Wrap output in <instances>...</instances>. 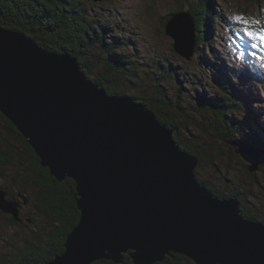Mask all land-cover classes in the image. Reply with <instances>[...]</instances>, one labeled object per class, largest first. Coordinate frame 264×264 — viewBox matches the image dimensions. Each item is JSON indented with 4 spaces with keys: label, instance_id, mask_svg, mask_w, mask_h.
I'll return each mask as SVG.
<instances>
[{
    "label": "water",
    "instance_id": "water-1",
    "mask_svg": "<svg viewBox=\"0 0 264 264\" xmlns=\"http://www.w3.org/2000/svg\"><path fill=\"white\" fill-rule=\"evenodd\" d=\"M196 26L187 12L166 25L187 60ZM0 112L53 177L76 183L79 223L66 251L47 264H123L126 255L156 264L172 254L195 264H264V224L244 219L236 200L215 198L196 180L198 160L181 151L173 130L145 105L109 95L77 58L0 27ZM230 144L257 175L258 152ZM18 206L0 191V207L16 220Z\"/></svg>",
    "mask_w": 264,
    "mask_h": 264
},
{
    "label": "trees",
    "instance_id": "trees-1",
    "mask_svg": "<svg viewBox=\"0 0 264 264\" xmlns=\"http://www.w3.org/2000/svg\"><path fill=\"white\" fill-rule=\"evenodd\" d=\"M175 1L177 8L164 16L162 25L166 28L171 15L179 11L190 14L197 25L196 55L191 61L177 54L174 47L171 48L174 60L162 56V60L145 58L142 56L145 50L136 39L120 36L126 32L127 21L89 0H0V27L24 33L50 52L77 58L81 71L109 95L128 96L145 105L173 130L181 151L197 158L196 180L215 198L236 200L244 219L264 224V178L249 175L246 167L238 163L233 153L235 147L230 144L238 143L257 151L264 168V110L261 97L256 95L259 86L255 81L259 72L242 45L239 48L247 62L239 67L230 63L224 53L214 50L216 42L211 40H220L215 36L214 26L223 22L222 14L215 10V0ZM209 62L216 66L218 80L226 75L230 78L224 84L213 80V96L198 92L203 88L202 77L191 72L193 65L199 74L202 69H210ZM183 80L197 94L192 98L203 112L199 120L205 118L207 122L184 123ZM201 125L208 130L203 132ZM192 126L202 133L189 128ZM30 184L32 192L25 187ZM0 191L7 200L21 204L23 213L24 205H28L26 209L31 206L20 220L0 207V218L8 215L10 222L18 226L24 225L25 220L29 227L36 226V221L38 224L16 255L4 257L0 264H47L66 251L68 237L81 214L75 196L76 183L71 178L59 181L53 177L27 139L1 112ZM92 264L114 263L100 260ZM123 264H133L128 255ZM156 264L195 263L183 255L172 254Z\"/></svg>",
    "mask_w": 264,
    "mask_h": 264
},
{
    "label": "rangeland",
    "instance_id": "rangeland-1",
    "mask_svg": "<svg viewBox=\"0 0 264 264\" xmlns=\"http://www.w3.org/2000/svg\"><path fill=\"white\" fill-rule=\"evenodd\" d=\"M96 4L103 5L105 8H107V11L116 13V15L121 18L123 22L127 21V25L124 23L126 30V32H124L125 35L120 34V36H123V38L132 37L134 40L136 39V43L139 46H142L143 50H145L142 53V56L145 58L149 57L156 60H162L160 56L169 59H172V56H175L172 55L171 52V48L174 44V38L166 34V28H164L162 25V19L164 16L169 15L172 10L175 11L177 8V3L175 0H114L112 2L105 1L103 3L98 2ZM215 10L222 14L223 22L220 25L219 23H216L214 26L216 33L215 36L218 38L220 37V40L218 41H215V38L211 40V43L212 41L216 42L214 45V50H217V52L219 50L220 52L224 53L229 62L238 67L243 66L247 62L246 58L241 54L239 45H242V47L248 51V54H250L252 57V64L255 65L259 72V81L257 84L260 87L258 90H256V95L261 97L262 100H260V105L262 106L261 109L264 110V43H261L260 40L251 39L245 34L244 31V29L247 28L249 31H254L257 33L264 32V0H262L261 3H253L251 0H215ZM238 17L240 19H237ZM107 23L108 22H106V24ZM227 23H229L231 27H229ZM231 30L236 34H233ZM142 48L139 49L142 51ZM195 55L196 53L193 54L192 58ZM209 67L210 69H202L203 71H201L199 74V69L193 65L191 67V72H194V74L200 75V77H202L201 80L203 83V88H199L198 92L201 95L205 93L209 96H213V80H216V82L219 84H224V80L230 78L226 75L225 77L223 76L218 80V77H215V73L217 72L216 66L213 65L212 62H209ZM228 75L231 76L230 74ZM185 81L186 80H183V85L186 88L184 91L186 94V102L181 104L185 117L184 123L187 124L191 121H195L200 125L204 122H207L205 118L199 120L203 112L198 108V106H196V99L192 98L197 97V94L194 90L191 92L189 85L185 83ZM172 91L176 92L177 88L173 87ZM189 128L200 133H202L201 130L203 132L208 130V128H204L203 125H201V130L197 126H192ZM224 157L227 159V156ZM238 163H242L243 165L248 164L245 161L240 160ZM236 167L238 168V166ZM212 172L216 173L214 169ZM256 174V178H264V168L261 167V171ZM208 178L212 177L209 176ZM19 187L21 188L20 185ZM25 187L29 192L34 191L31 184L26 185ZM19 205L20 206L17 207L19 217H24L23 214L27 213V210L30 211L31 206L27 210L24 207L23 213L20 211L22 206L21 204ZM262 207L264 208V203L262 204ZM37 226V221L36 226L33 225L32 227H29V224L26 220L24 225L22 224L18 226L13 225L10 222V216L6 215L1 217L0 260H2L4 257L15 256V253L18 252V249L22 248L29 240L31 230L37 228Z\"/></svg>",
    "mask_w": 264,
    "mask_h": 264
},
{
    "label": "snow or ice",
    "instance_id": "snow-or-ice-1",
    "mask_svg": "<svg viewBox=\"0 0 264 264\" xmlns=\"http://www.w3.org/2000/svg\"><path fill=\"white\" fill-rule=\"evenodd\" d=\"M237 19H240L239 17ZM245 34L250 37L253 40H260L261 43H264V32H254V31H249L247 28L244 29ZM255 46V45H253Z\"/></svg>",
    "mask_w": 264,
    "mask_h": 264
},
{
    "label": "flooded vegetation",
    "instance_id": "flooded-vegetation-1",
    "mask_svg": "<svg viewBox=\"0 0 264 264\" xmlns=\"http://www.w3.org/2000/svg\"><path fill=\"white\" fill-rule=\"evenodd\" d=\"M24 207H25V208H27V207H28V205H24ZM26 210H27V209H26ZM21 212H22V210H21ZM27 219H29V218H27ZM29 220H31V219H29Z\"/></svg>",
    "mask_w": 264,
    "mask_h": 264
},
{
    "label": "bare ground",
    "instance_id": "bare-ground-1",
    "mask_svg": "<svg viewBox=\"0 0 264 264\" xmlns=\"http://www.w3.org/2000/svg\"><path fill=\"white\" fill-rule=\"evenodd\" d=\"M128 97V96H127ZM247 147V146H246Z\"/></svg>",
    "mask_w": 264,
    "mask_h": 264
}]
</instances>
